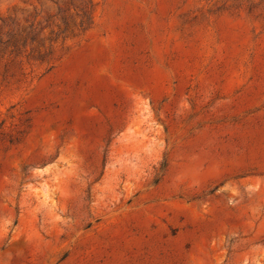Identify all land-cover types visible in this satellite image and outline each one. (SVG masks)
Masks as SVG:
<instances>
[{"label": "rangeland", "instance_id": "374dc122", "mask_svg": "<svg viewBox=\"0 0 264 264\" xmlns=\"http://www.w3.org/2000/svg\"><path fill=\"white\" fill-rule=\"evenodd\" d=\"M0 264H264V0H0Z\"/></svg>", "mask_w": 264, "mask_h": 264}]
</instances>
